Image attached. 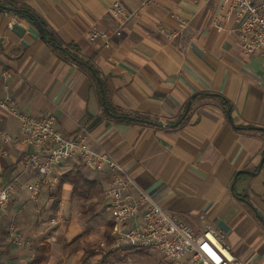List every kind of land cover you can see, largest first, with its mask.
<instances>
[{
    "label": "crops",
    "instance_id": "0c3cea01",
    "mask_svg": "<svg viewBox=\"0 0 264 264\" xmlns=\"http://www.w3.org/2000/svg\"><path fill=\"white\" fill-rule=\"evenodd\" d=\"M11 1L31 9L60 43H74L101 84L41 37L16 35L10 25L23 19L0 10V99L9 94L17 113L52 116L66 135L82 131L89 148L127 169L131 194L140 189L197 233L211 227L246 264H264V64L242 54L230 0ZM114 1L135 14L108 43L90 40V29L108 34L118 27L110 13ZM19 127L0 109V130L11 135L9 142L0 140V186L19 176L0 213V264H25L43 240L50 245L45 264H81L86 255L96 262L98 253L88 248L113 243L103 197L109 170L73 154L53 173L55 191L44 188L28 198L35 174L21 165L33 148L20 144ZM74 166L91 182L84 197L73 195L68 182L59 184ZM88 210L92 215L84 217ZM10 227L22 244L9 238Z\"/></svg>",
    "mask_w": 264,
    "mask_h": 264
},
{
    "label": "built area",
    "instance_id": "2783aa9c",
    "mask_svg": "<svg viewBox=\"0 0 264 264\" xmlns=\"http://www.w3.org/2000/svg\"><path fill=\"white\" fill-rule=\"evenodd\" d=\"M110 13L117 19L118 27L108 34L90 29L87 32L90 40L100 37L108 43L135 14L119 1L112 3ZM228 14L235 17L233 31L242 54L245 57L257 55L264 64V0H230ZM0 109L18 119L20 144L33 148L24 155L21 165L23 172L35 174L34 181L27 184L30 198H35L43 188L56 186L53 176L56 167L73 154H78L96 170H109L110 182L103 197L111 215L112 250L153 247L171 264H246L230 252L221 235L211 227L205 225L197 233L193 225L166 211L149 194L140 189L136 195L131 194L128 189L134 181L127 169L108 154L89 148L82 131L66 135L53 126L54 119L50 115L35 118L17 113L9 94L0 99ZM10 139L9 132L0 130V140L9 142ZM18 178L0 186V213L8 205ZM198 218L203 221L204 215L199 214ZM8 230L13 242L23 243L16 228Z\"/></svg>",
    "mask_w": 264,
    "mask_h": 264
},
{
    "label": "trees",
    "instance_id": "16d2710c",
    "mask_svg": "<svg viewBox=\"0 0 264 264\" xmlns=\"http://www.w3.org/2000/svg\"><path fill=\"white\" fill-rule=\"evenodd\" d=\"M2 7H5V9H1ZM0 10L11 11L14 15L20 18H27L28 16H30L33 20H37L41 22V24L44 27V34H45L42 40L51 48H53L55 51H57L63 59L82 68L91 77V79H93L94 82H97L95 76L91 72V68L95 71L96 75H98V73L90 65L88 61L82 60L78 57V49L76 45L74 43L62 44L58 40L53 38L46 31L45 29L46 24L31 9L25 6H18L11 0H2L0 2ZM220 99L223 104V107L227 108L228 104L226 103L225 99L222 97ZM108 113L111 115H115L116 111H114L111 107H109ZM116 116H119V118L127 119L126 115H116ZM137 119H140L137 121H141V119H146V118H137ZM61 182H68L72 187L71 189L72 194L79 197L86 196V193L90 189V185H91V182L85 179V177L78 170L77 166H74L71 170H69L63 176H61L59 180V184ZM145 249L146 248H139L135 250H137V253L143 254L145 252ZM49 250H50V245L48 242L44 240L39 242L33 247L32 259L26 262L25 264H45Z\"/></svg>",
    "mask_w": 264,
    "mask_h": 264
},
{
    "label": "rangeland",
    "instance_id": "374dc122",
    "mask_svg": "<svg viewBox=\"0 0 264 264\" xmlns=\"http://www.w3.org/2000/svg\"><path fill=\"white\" fill-rule=\"evenodd\" d=\"M54 188L55 187H53V188L49 187L48 191H51ZM52 191H55V190H52ZM52 193H54V192H52ZM28 198H30V197H28ZM32 200H34V199H32ZM104 206H106V207L108 206V203L106 200H105ZM94 210L96 211L95 208H94ZM87 212H86V214L84 213V217L88 216L89 212H90L89 215H92L91 213H93V211H89V210ZM68 213H69V211H67V219H68ZM46 215H48V212H46ZM94 216H95V214H94ZM49 224L57 226L56 223L55 224L49 223ZM88 231H89V229L87 230V232ZM87 232H84L80 237L85 238V236L88 234ZM22 240H23V238H22ZM102 243L103 242L97 244L94 248H88V250H87V252L93 251L92 254L98 253L97 254V261L93 262V263L89 262V255H86L85 257H83V259H81V261H82L81 264H164L165 263L163 257L160 256V253L158 252V250H156V249L154 250L153 248L146 251V253L142 256V255L136 253V251L134 249H131V247H120V248H115L112 250L111 249V247H112L111 241L108 243L105 242L104 245H101ZM126 249H128V250L126 252H123L122 257L118 258L117 252H119L121 250H126ZM32 252H33V248H32Z\"/></svg>",
    "mask_w": 264,
    "mask_h": 264
},
{
    "label": "water",
    "instance_id": "95a60500",
    "mask_svg": "<svg viewBox=\"0 0 264 264\" xmlns=\"http://www.w3.org/2000/svg\"><path fill=\"white\" fill-rule=\"evenodd\" d=\"M1 9H5V7H2ZM22 19H23V21H22L21 24L17 23V22H14V23H12V25H10L11 30L14 33H16V35L21 36L24 33V31H27L32 37L39 36V37L43 38L45 36L44 27L41 24V22H39L37 20H33L30 16H28L27 18H22ZM91 72L95 76L98 84L100 85L101 84V80L96 75L95 71L92 68H91ZM101 101H102V103L104 105L105 110H108L107 106L104 103V98L103 97H101ZM188 107H189V103H188L184 113L187 112ZM127 118L130 119V120H140V119H137L136 117H130V116H127ZM141 121L145 122V123H148V124L155 125V126H165V124H163V123H157V122L150 121V120H147V119H141ZM177 123L178 122H175V123H173L171 125H176ZM167 126H170V125H167ZM263 160H264V156H263L261 162H263ZM245 172H249V171H245Z\"/></svg>",
    "mask_w": 264,
    "mask_h": 264
}]
</instances>
